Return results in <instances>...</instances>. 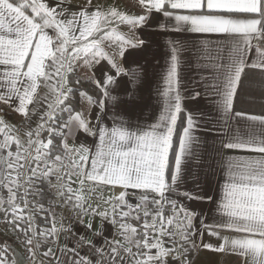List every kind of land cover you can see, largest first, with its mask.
<instances>
[{
	"label": "snow or ice",
	"instance_id": "1",
	"mask_svg": "<svg viewBox=\"0 0 264 264\" xmlns=\"http://www.w3.org/2000/svg\"><path fill=\"white\" fill-rule=\"evenodd\" d=\"M0 226V264H264V0H0Z\"/></svg>",
	"mask_w": 264,
	"mask_h": 264
},
{
	"label": "crops",
	"instance_id": "2",
	"mask_svg": "<svg viewBox=\"0 0 264 264\" xmlns=\"http://www.w3.org/2000/svg\"><path fill=\"white\" fill-rule=\"evenodd\" d=\"M74 2H79V0H74ZM99 2L100 3H112V2H114V0H99ZM123 2H124V0H121V3H123ZM161 23L162 24H168L169 28H171V26H172V24L169 23L166 20V18L162 19ZM172 23H174V21ZM210 39H212V41L214 43H220L221 45L226 43V41L221 37L212 36V37H210ZM253 43L255 44L256 41H253ZM161 71H162V69H161ZM255 110H257L258 112H251L250 114H260L259 108L255 109ZM213 189H214V185H213ZM204 210H205V213L208 214V207L207 206L204 207ZM209 222H211V221H209ZM203 259H214V260L218 261L219 264H235V257H229V256H223V255L210 256L208 254L201 253V260H203ZM196 264H200V261H197Z\"/></svg>",
	"mask_w": 264,
	"mask_h": 264
},
{
	"label": "trees",
	"instance_id": "3",
	"mask_svg": "<svg viewBox=\"0 0 264 264\" xmlns=\"http://www.w3.org/2000/svg\"><path fill=\"white\" fill-rule=\"evenodd\" d=\"M258 107H256V108H254L253 110H252V112H258L257 110H255V109H257ZM0 232H2V228L0 227ZM22 250V249H21Z\"/></svg>",
	"mask_w": 264,
	"mask_h": 264
},
{
	"label": "rangeland",
	"instance_id": "4",
	"mask_svg": "<svg viewBox=\"0 0 264 264\" xmlns=\"http://www.w3.org/2000/svg\"><path fill=\"white\" fill-rule=\"evenodd\" d=\"M14 119H18V118H14ZM1 228H2V226H0ZM20 251H22V250H20Z\"/></svg>",
	"mask_w": 264,
	"mask_h": 264
}]
</instances>
